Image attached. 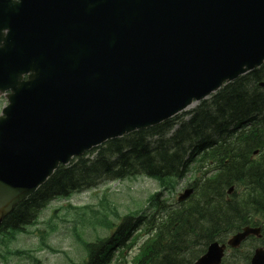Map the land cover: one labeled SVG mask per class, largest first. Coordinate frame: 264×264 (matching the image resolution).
Masks as SVG:
<instances>
[{
	"label": "water",
	"instance_id": "1",
	"mask_svg": "<svg viewBox=\"0 0 264 264\" xmlns=\"http://www.w3.org/2000/svg\"><path fill=\"white\" fill-rule=\"evenodd\" d=\"M263 60L264 0H0V221L72 156ZM263 262L255 251L251 264Z\"/></svg>",
	"mask_w": 264,
	"mask_h": 264
},
{
	"label": "trees",
	"instance_id": "2",
	"mask_svg": "<svg viewBox=\"0 0 264 264\" xmlns=\"http://www.w3.org/2000/svg\"><path fill=\"white\" fill-rule=\"evenodd\" d=\"M262 80L264 65L224 86L192 111L186 121L173 118L110 140L69 165L58 167L2 220L0 231L19 230L31 224L52 199L106 181L135 174L182 177L194 159L212 149L205 157L217 162L219 173L211 180L196 183L200 185L195 198L159 220L124 218L111 238L87 245L84 263L109 264L132 234L144 228L151 236L131 264H192L210 242H222L256 215L264 219V88L258 86ZM249 123L246 134L232 139ZM175 125L177 128L172 130ZM218 141L223 144L222 156L214 148ZM254 151L256 156H252ZM239 183L244 187V196L225 200L226 189ZM222 264L231 263L226 259ZM233 264H248V257Z\"/></svg>",
	"mask_w": 264,
	"mask_h": 264
},
{
	"label": "rangeland",
	"instance_id": "3",
	"mask_svg": "<svg viewBox=\"0 0 264 264\" xmlns=\"http://www.w3.org/2000/svg\"><path fill=\"white\" fill-rule=\"evenodd\" d=\"M5 103L1 96L0 111ZM193 173L191 170L181 183L174 177L134 176L103 183L69 199L53 200L35 226L0 235V264H80L86 256V243L109 236L124 216L152 212L150 198L156 192H162L164 198L174 193L168 202L174 201Z\"/></svg>",
	"mask_w": 264,
	"mask_h": 264
},
{
	"label": "bare ground",
	"instance_id": "4",
	"mask_svg": "<svg viewBox=\"0 0 264 264\" xmlns=\"http://www.w3.org/2000/svg\"><path fill=\"white\" fill-rule=\"evenodd\" d=\"M2 223V220L0 221V224Z\"/></svg>",
	"mask_w": 264,
	"mask_h": 264
}]
</instances>
